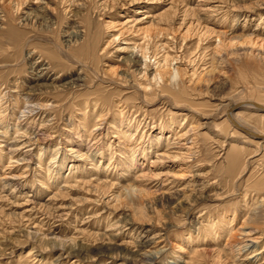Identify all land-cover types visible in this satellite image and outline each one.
Masks as SVG:
<instances>
[{
  "label": "rangeland",
  "instance_id": "374dc122",
  "mask_svg": "<svg viewBox=\"0 0 264 264\" xmlns=\"http://www.w3.org/2000/svg\"><path fill=\"white\" fill-rule=\"evenodd\" d=\"M247 101L264 0H0V264H236L264 236Z\"/></svg>",
  "mask_w": 264,
  "mask_h": 264
},
{
  "label": "bare ground",
  "instance_id": "6f19581e",
  "mask_svg": "<svg viewBox=\"0 0 264 264\" xmlns=\"http://www.w3.org/2000/svg\"><path fill=\"white\" fill-rule=\"evenodd\" d=\"M134 64L138 63V60L137 59H133L132 60ZM146 69L147 67L144 68V75L146 74ZM158 75V74H157ZM156 73L153 74V77L152 79H160V76H157ZM232 103V102H231ZM248 104H251L253 105L254 102L252 101H247ZM256 103V102H255ZM237 102H234L230 105L227 106L226 110H227V117H228V120H229V115L230 117L234 120V122L236 123L237 126L241 127V128H244V129H247L243 126H240L241 124L238 123V121H236L233 117V114L231 113L236 107L242 105V104H237ZM258 104V103H257ZM260 105V104H259ZM255 106V105H253ZM256 107V106H255ZM258 108V107H256ZM30 109V108H29ZM32 110V109H31ZM225 110V111H226ZM30 111V110H29ZM31 112V111H30ZM230 121V120H229ZM231 123V122H230ZM232 124V123H231ZM234 126V125H233ZM235 127V126H234ZM237 128V127H236ZM239 129V128H238ZM241 130V129H240ZM242 131V130H241ZM250 131V130H249ZM253 133V132H252ZM255 135H257V137L259 139H262L263 140V143H264V133H260V135L254 133ZM38 139V138H37ZM27 142V141H26ZM24 141V143H26ZM28 144V143H27ZM30 144V143H29ZM23 145V144H22ZM20 146V145H19ZM25 146V144H24ZM21 147V146H20ZM11 148V147H10ZM14 149V148H13ZM17 150V149H16ZM27 151V149H26ZM15 152V150H14ZM262 206V199L258 202H254L252 203L250 206H249V211H252L253 214H254V220L257 222L259 220V218L261 217V213H260V207ZM255 210V211H254ZM248 211V212H249ZM248 212L246 213V216L244 218V221L246 219H248V217H251L250 215H248ZM252 214V215H253ZM253 219V218H252ZM250 218V220H252ZM255 222V224H256ZM251 221H247V222H243L242 226L239 228L238 232L244 236V240L239 244L237 245L236 247V253H237V256H236V264H257L260 260V263L261 264H264V243L262 246H258V242L264 237L262 236V233H257V235H255V231L257 228L259 227H256L254 225V227H252L250 225ZM146 240V239H145ZM141 243V242H140ZM153 243V242H152ZM137 246V245H136ZM141 249H142V252H137L139 254V256H147V255H150L152 256L151 259H153V256L155 254L158 253V250H155V251H152L150 247V244H149V241H144L141 243ZM139 248V247H138ZM150 248V249H149ZM30 253V252H29ZM135 253V254H137ZM137 254V255H138ZM27 255V254H26ZM31 255V254H30ZM136 255V256H137ZM135 256V257H136ZM123 257V256H122ZM134 257V258H135ZM130 263V259L129 258H125L123 259V262L120 263V264H129Z\"/></svg>",
  "mask_w": 264,
  "mask_h": 264
},
{
  "label": "water",
  "instance_id": "95a60500",
  "mask_svg": "<svg viewBox=\"0 0 264 264\" xmlns=\"http://www.w3.org/2000/svg\"><path fill=\"white\" fill-rule=\"evenodd\" d=\"M253 105H255L256 107H258V109H264V106H263V105H259V104L255 103V102L253 103ZM229 120H230V122L232 123V125H234L235 127L241 129L242 131H245V132H247V133H250V134L255 135L254 133H252V132L249 131L248 129H244V128H241V127L237 126L236 123L234 122V120L230 117V115H229ZM256 136H257V135H256Z\"/></svg>",
  "mask_w": 264,
  "mask_h": 264
}]
</instances>
